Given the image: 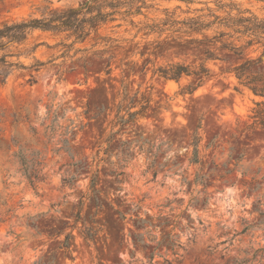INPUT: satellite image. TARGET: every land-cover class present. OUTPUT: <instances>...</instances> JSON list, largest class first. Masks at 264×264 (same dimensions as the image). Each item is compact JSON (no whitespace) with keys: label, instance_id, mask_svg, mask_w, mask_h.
Returning <instances> with one entry per match:
<instances>
[{"label":"rangeland","instance_id":"rangeland-1","mask_svg":"<svg viewBox=\"0 0 264 264\" xmlns=\"http://www.w3.org/2000/svg\"><path fill=\"white\" fill-rule=\"evenodd\" d=\"M84 1L0 0V24ZM216 1L146 0L154 6L143 11L148 22L164 18V9L178 19L208 8L264 19V0H219L221 9ZM101 32L121 46L109 73L92 36L75 44L85 52L66 57L56 45L63 34L34 30L11 47L18 56L9 60L44 65L14 68L0 81V264H264V127L249 126L264 98L221 73L242 59L264 65V44L243 48L242 58L216 50L223 60L206 61L209 72L189 93L193 76L175 81L151 69L197 65L203 54L189 39L215 31ZM145 59L151 64L141 70ZM167 233L180 243L177 256L164 244Z\"/></svg>","mask_w":264,"mask_h":264},{"label":"trees","instance_id":"trees-1","mask_svg":"<svg viewBox=\"0 0 264 264\" xmlns=\"http://www.w3.org/2000/svg\"><path fill=\"white\" fill-rule=\"evenodd\" d=\"M216 2L217 7L220 9L227 6L219 0ZM153 6L147 4L146 0H86L82 4L66 10L51 9L49 6L44 5L39 15L3 22L0 24V81L3 82L14 68L37 71L40 66L44 65V62L36 60L34 64L26 67L18 61L8 59L12 56H18V54H14L11 51V47L23 44L34 30L50 32L53 35L63 34L62 41L56 44L64 48L61 52V57H66L70 50H74L73 55L78 52H85L86 48H75V44H81L89 37H94L96 49L93 53L95 54V59L102 64L101 71L105 73L111 71V62L116 56L115 51L121 46L117 38L102 34V28L109 26L111 29H116L129 26L135 29L133 37L140 33L144 37L155 33L161 36L165 32L182 35L195 33L205 36L206 31L213 30L215 34L211 37H205L200 40L196 38L189 39L188 43L196 44L194 47L200 48L203 54L202 60L197 65L170 62L151 69L152 75L159 74L164 79H173L175 81H179L183 76H193L196 82L195 86L185 88V91L189 93H192L193 90L201 85L203 78L209 72L205 65L206 61L223 60L222 57H219L216 50H227L232 55H235L236 58H242L243 48H247L254 43L264 44V19H258L253 15L242 16L239 15L240 13L232 15L228 11L224 17H220L208 8L207 13L178 19L173 11L164 9V18L157 22H148L143 9H149ZM228 7L232 8L233 5ZM196 11L202 12L203 10L199 9ZM139 16H142L143 19L135 20ZM221 28H228L230 31H217ZM241 38H246L244 45H237L235 40H240ZM68 39H72L70 43L63 42ZM140 54L142 55V53ZM148 64H151L150 59H145L142 62L141 70H144ZM221 73L233 75L240 86L246 87L254 95L264 98V65L260 64L259 59H242L237 64H229L223 67ZM29 76L28 81L33 82L32 73ZM251 111L254 114L251 116L253 121L249 126L261 125L264 127V100L255 102ZM133 115L131 114L130 116ZM116 116L117 124L124 125L126 120L118 114ZM198 142V137L194 134L191 142L193 152L190 158V161L194 163L198 160ZM33 176L31 174L27 175V179L32 182ZM204 177V174L197 176L201 183H203ZM169 237V233L162 237L165 238L164 244L177 256L175 249L180 247V243H174V241L169 240ZM134 240L136 244L144 246L145 242L141 234H134ZM175 260L177 263L180 262L177 258Z\"/></svg>","mask_w":264,"mask_h":264}]
</instances>
